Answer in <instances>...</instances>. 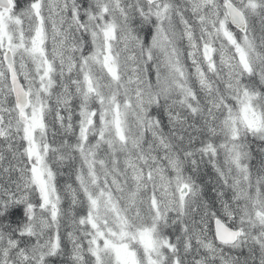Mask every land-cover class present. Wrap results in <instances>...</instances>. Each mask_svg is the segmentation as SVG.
<instances>
[{
  "label": "clouds",
  "instance_id": "9594fccd",
  "mask_svg": "<svg viewBox=\"0 0 264 264\" xmlns=\"http://www.w3.org/2000/svg\"><path fill=\"white\" fill-rule=\"evenodd\" d=\"M33 2L6 54L42 124L0 93V264H264V0Z\"/></svg>",
  "mask_w": 264,
  "mask_h": 264
},
{
  "label": "snow or ice",
  "instance_id": "6c2138e0",
  "mask_svg": "<svg viewBox=\"0 0 264 264\" xmlns=\"http://www.w3.org/2000/svg\"><path fill=\"white\" fill-rule=\"evenodd\" d=\"M7 3L9 5V8L7 10L0 9V59H2L7 64V80H6V84L0 86V93L7 91L13 97L16 98L15 107L19 111V115L26 121H30L32 123V127L34 128L42 124V108L37 106L33 108L30 114L24 111V108L19 103V96L20 94H23L25 97L29 96L30 86H27L26 83L20 79V76L17 74L13 65L7 63L8 56L6 54L9 51H14L16 48V45L13 43L12 34L9 31L10 25L16 24L22 26L21 18L13 15V10L20 8V0H7ZM31 7L34 13L36 14L37 18H39L40 5L38 3V0H34ZM110 31L111 29H109V33ZM21 37H22V33H21ZM44 39H45L44 30L42 27H38L34 35L32 36L30 46L26 49V51L29 54L32 55L38 54L41 57H43ZM20 47H23V44H21ZM51 71H52L51 65L45 59L44 69L40 79L42 81L50 80ZM110 71L113 73V75H115L116 72L115 66L110 68ZM41 91H46V88L43 83L41 84ZM4 103H7L6 97L3 100H0V111L4 110L3 108ZM29 103L31 102L29 101ZM2 134L3 133H0V135ZM31 137H32L31 130H29L26 126V139L31 140ZM28 152L30 155H32L33 148H29ZM89 222L92 224V227L94 228L96 227V225L92 223L91 220ZM121 222L122 224L126 223V220H122ZM125 234L126 233L122 231L118 239L122 238ZM100 235L103 236V233H100ZM113 235H115V233H113ZM113 250L117 264H139L135 252L132 249H130L127 244H119V245L114 244Z\"/></svg>",
  "mask_w": 264,
  "mask_h": 264
}]
</instances>
